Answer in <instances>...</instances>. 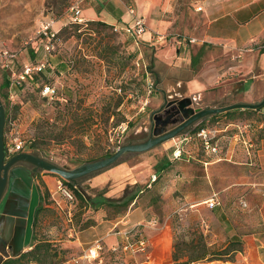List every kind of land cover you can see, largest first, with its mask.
<instances>
[{
  "label": "rangeland",
  "instance_id": "374dc122",
  "mask_svg": "<svg viewBox=\"0 0 264 264\" xmlns=\"http://www.w3.org/2000/svg\"><path fill=\"white\" fill-rule=\"evenodd\" d=\"M73 1L0 0L5 146L22 142L23 152L66 170L107 158L128 143L144 142L151 113L159 109L153 102L155 80L150 75L154 49L142 44L132 48L130 41L105 22L88 19L87 25L73 23L69 12ZM46 19L55 20L59 31L51 53L39 34ZM43 61L49 66L42 72L21 79L28 66ZM48 85L55 89L54 94L44 93ZM151 86L153 92L149 93ZM120 100L122 104L117 106ZM233 119L237 118L225 119L222 114L208 117L186 130L181 136L188 139L182 142L176 141L179 136L148 152L124 155L113 167L129 166L131 171L118 178L104 177L111 167L78 180L72 189L60 176L39 170L35 180L47 196L46 204L35 215L32 246L24 253L36 246L39 249L23 264H147L150 255L152 264H174L170 259L174 244L182 239L191 242L201 234L211 251L229 254L211 264H244L245 237L264 230V180L258 179L254 167L233 163L216 167L210 176L197 162L226 158L233 143H240L235 138L240 134L237 126L245 123L250 126L248 131L255 126L254 117L248 115L238 117V125L227 128ZM203 121L204 129L215 132L216 154L207 153L194 133ZM32 144L37 149H32ZM177 149L182 151L180 159L174 157ZM167 162L169 168L164 169ZM127 187L138 188L140 194L126 211L121 204L97 211L87 208L74 191L92 197L105 192L111 197L117 190L119 194L112 198H119ZM214 194L220 205L212 209L208 200ZM131 210H136L134 221L142 222L140 236L151 242L160 229L147 226L157 222L169 225V241L160 249L150 247L147 254L113 251L122 240L113 232L126 229L114 225ZM99 239L104 242L102 261L83 260ZM7 260L1 258L0 264Z\"/></svg>",
  "mask_w": 264,
  "mask_h": 264
},
{
  "label": "crops",
  "instance_id": "0c3cea01",
  "mask_svg": "<svg viewBox=\"0 0 264 264\" xmlns=\"http://www.w3.org/2000/svg\"><path fill=\"white\" fill-rule=\"evenodd\" d=\"M128 5H133L137 15L145 19L147 32L139 38L124 32L117 34L130 41L132 48L142 44L154 49L150 75L155 80L153 102L159 109L165 98L168 101L191 98L194 106L201 109L264 101V0H92L83 6V17L87 21L105 22L113 29L131 26L133 18L127 11ZM158 34L165 41L158 42ZM182 38L197 42L184 44L180 42ZM248 115L254 117L255 126L250 131L244 128L245 123L237 126L242 135L235 138L240 143H233L226 158L197 160L210 176L216 167L233 163L246 169L254 167L258 179L264 180V108L231 111L225 119H237L226 126H236L238 117ZM184 139L187 136L176 141ZM234 157L236 161L232 160ZM130 169L112 167L104 177L118 178L126 170L129 174ZM36 177L33 167L26 164H19L10 172L7 191L0 201V259L15 258L32 246L35 213L43 204V192ZM117 194L114 190L109 197ZM213 197L217 198V194ZM134 213L136 210H131L114 228L126 222L130 226L141 225L142 222L134 221ZM150 225L147 227L160 229L151 241V247L160 249L169 241V225L157 222ZM260 229L244 239V264H264V230ZM149 258L147 264H152L151 255ZM170 259L173 261V257Z\"/></svg>",
  "mask_w": 264,
  "mask_h": 264
},
{
  "label": "water",
  "instance_id": "95a60500",
  "mask_svg": "<svg viewBox=\"0 0 264 264\" xmlns=\"http://www.w3.org/2000/svg\"><path fill=\"white\" fill-rule=\"evenodd\" d=\"M264 108V101L256 105L235 104L223 108L201 109L194 106L191 98L168 101L164 99V105L152 115H155L152 135L141 143H128L107 158L84 164L74 170L63 169L36 154L25 152L18 153L11 158L6 155L5 126L7 121L6 109L0 98V201L7 191L10 172L19 164H27L33 167V173L39 170L56 174L67 182L76 183L94 173L107 170L115 166L126 154H138L148 152L165 142L184 135L186 130L197 122L215 115L225 114L235 110H259Z\"/></svg>",
  "mask_w": 264,
  "mask_h": 264
},
{
  "label": "built area",
  "instance_id": "2783aa9c",
  "mask_svg": "<svg viewBox=\"0 0 264 264\" xmlns=\"http://www.w3.org/2000/svg\"><path fill=\"white\" fill-rule=\"evenodd\" d=\"M86 1L92 0H74L69 8V12L72 14V21L78 25H87L88 21L83 17V6ZM200 9V8H199ZM128 13L133 18V25L126 26L123 28L114 27L115 33L124 32L126 34L132 35L135 38H139L147 32V26L145 19L137 15L136 8L133 5L127 6ZM56 21L53 19H46L41 23L39 28V34L47 41L45 48L51 53L54 50V47L51 46L58 38L59 31L55 30ZM165 37L157 35V41H165ZM181 43L184 44H193L197 41L193 38H182L180 39ZM48 61H43L39 63L36 67L28 66L24 71V74L21 76V79L31 77L35 72H42L48 65ZM153 86L150 87L149 93L153 92ZM45 94H54L55 89L51 86H46L44 90ZM249 125H245L244 128L249 129ZM198 137L201 138L203 143V148L207 153L216 154L218 152V147L214 144V139L216 137L215 132L202 129L198 134ZM242 135V132L239 134ZM24 145L22 142H14L10 148H7V156L11 158L12 156L23 152ZM182 155L181 149H177L174 153L175 158H180ZM64 193L71 198V195L64 191ZM210 208H216L218 206V201L216 197H213L208 201ZM124 226L127 228L124 230H115L113 232L114 236H119L122 238L120 243L117 246H113L112 250L130 252L133 255L147 254L151 247V242L148 238L140 236V227L141 225L130 226L128 222L124 223ZM104 251V242L103 240H97L93 245L84 253L82 259L88 262L102 261V254Z\"/></svg>",
  "mask_w": 264,
  "mask_h": 264
},
{
  "label": "trees",
  "instance_id": "16d2710c",
  "mask_svg": "<svg viewBox=\"0 0 264 264\" xmlns=\"http://www.w3.org/2000/svg\"><path fill=\"white\" fill-rule=\"evenodd\" d=\"M9 85V82H7V86ZM122 104L121 100L117 103V106H120ZM231 114V112H227L226 114H222L225 116H228ZM7 115V113H6ZM218 115L212 116L217 117ZM205 121V120H204ZM195 128L194 133H199L203 127V123ZM32 149H37L36 144H32ZM7 152V148H6ZM164 169L169 168V163L167 162L164 166ZM66 185L72 189H75L76 185L72 182L65 181ZM77 194L78 199L80 202L85 204L87 208H91L93 210H99L104 207H115L117 204H121L123 209L126 211L128 210L129 206L136 202V200L139 198V189L134 188L130 190L129 187H127L124 190V193L119 198H110L105 196V192H99L95 196H87L79 191L74 190ZM46 195L42 194V206L36 210L35 215L37 216L41 211L42 208L46 204ZM39 246H36V249ZM34 248V249H35ZM173 262L174 264H196V263H211L214 261H222L220 257L229 255L228 253H224L223 251L221 253L213 252L210 250V247L208 246L207 242L204 240L202 234L198 237L196 240H192L191 242H187L186 240H178L174 246H173ZM34 249L30 253H21L17 257L12 258L11 260H7V264H23L25 259H28V256L34 253Z\"/></svg>",
  "mask_w": 264,
  "mask_h": 264
},
{
  "label": "flooded vegetation",
  "instance_id": "af4514ba",
  "mask_svg": "<svg viewBox=\"0 0 264 264\" xmlns=\"http://www.w3.org/2000/svg\"><path fill=\"white\" fill-rule=\"evenodd\" d=\"M155 115H151V118H150V125H149V136L147 137V139H149L152 135V130H153V123L155 122ZM146 139V140H147ZM7 155V154H6ZM27 165V164H26Z\"/></svg>",
  "mask_w": 264,
  "mask_h": 264
}]
</instances>
